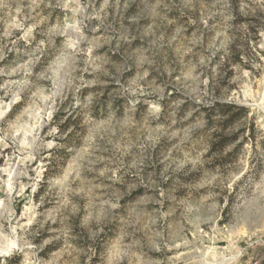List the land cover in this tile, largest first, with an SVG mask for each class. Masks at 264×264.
Masks as SVG:
<instances>
[{"label":"rangeland","instance_id":"obj_1","mask_svg":"<svg viewBox=\"0 0 264 264\" xmlns=\"http://www.w3.org/2000/svg\"><path fill=\"white\" fill-rule=\"evenodd\" d=\"M263 263L264 0H0V264Z\"/></svg>","mask_w":264,"mask_h":264},{"label":"trees","instance_id":"obj_2","mask_svg":"<svg viewBox=\"0 0 264 264\" xmlns=\"http://www.w3.org/2000/svg\"><path fill=\"white\" fill-rule=\"evenodd\" d=\"M236 59H239L238 56H236ZM202 111L206 122L203 132L211 137L209 146L212 153H221L239 140V136L243 131L235 134H227L226 131L233 127L241 118L247 117L249 113V110L244 107L221 102H215L210 107H204ZM66 128V124L60 126L59 133L63 135ZM248 141V138L242 140L238 147Z\"/></svg>","mask_w":264,"mask_h":264}]
</instances>
